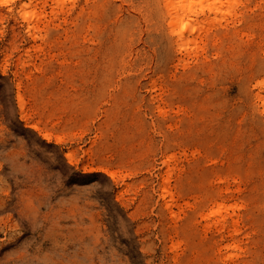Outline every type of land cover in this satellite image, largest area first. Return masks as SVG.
<instances>
[{
	"label": "rangeland",
	"instance_id": "obj_1",
	"mask_svg": "<svg viewBox=\"0 0 264 264\" xmlns=\"http://www.w3.org/2000/svg\"><path fill=\"white\" fill-rule=\"evenodd\" d=\"M164 10L0 0V264H264V0Z\"/></svg>",
	"mask_w": 264,
	"mask_h": 264
},
{
	"label": "bare ground",
	"instance_id": "obj_2",
	"mask_svg": "<svg viewBox=\"0 0 264 264\" xmlns=\"http://www.w3.org/2000/svg\"><path fill=\"white\" fill-rule=\"evenodd\" d=\"M29 1V0H28ZM29 3H21L19 5V11L25 14V9L28 7ZM195 4L199 5L198 9H194ZM222 0H163V7L165 11V16L167 17V26L170 28V31H174L175 25L179 24L181 27L178 32L175 33L176 45L180 50H186V47L190 45L193 41L187 38V35L193 32V28L191 27L192 16L204 15L205 11H212L213 9H217L219 5L221 6ZM25 20L28 22V17H25ZM32 28L28 27V31ZM33 30V29H32ZM19 95H16V97ZM17 97V107L22 114L23 109V101Z\"/></svg>",
	"mask_w": 264,
	"mask_h": 264
}]
</instances>
